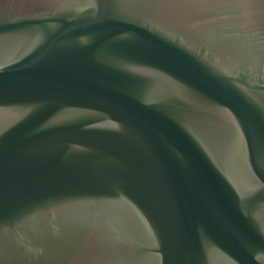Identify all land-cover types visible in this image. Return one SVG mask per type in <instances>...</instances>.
<instances>
[{"label": "water", "instance_id": "obj_1", "mask_svg": "<svg viewBox=\"0 0 264 264\" xmlns=\"http://www.w3.org/2000/svg\"><path fill=\"white\" fill-rule=\"evenodd\" d=\"M0 264H264V0H0Z\"/></svg>", "mask_w": 264, "mask_h": 264}]
</instances>
